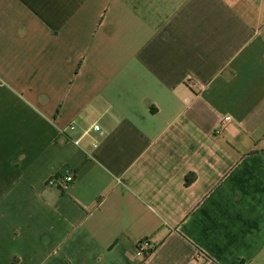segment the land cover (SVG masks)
Returning a JSON list of instances; mask_svg holds the SVG:
<instances>
[{
    "label": "crops",
    "instance_id": "obj_1",
    "mask_svg": "<svg viewBox=\"0 0 264 264\" xmlns=\"http://www.w3.org/2000/svg\"><path fill=\"white\" fill-rule=\"evenodd\" d=\"M191 263L264 264V0H0V264Z\"/></svg>",
    "mask_w": 264,
    "mask_h": 264
},
{
    "label": "built area",
    "instance_id": "obj_2",
    "mask_svg": "<svg viewBox=\"0 0 264 264\" xmlns=\"http://www.w3.org/2000/svg\"><path fill=\"white\" fill-rule=\"evenodd\" d=\"M227 119H228L227 117H223L221 119V123L225 122ZM69 129H71V127H69ZM91 130L96 131L97 127L92 126ZM70 181H71V177L69 175L63 176L60 180V183L58 184L59 188H64L65 185L68 184ZM52 184H53V180L47 181L48 186ZM149 250H150V244L145 239H142L135 244V254L140 257H143V255L147 254Z\"/></svg>",
    "mask_w": 264,
    "mask_h": 264
},
{
    "label": "trees",
    "instance_id": "obj_3",
    "mask_svg": "<svg viewBox=\"0 0 264 264\" xmlns=\"http://www.w3.org/2000/svg\"><path fill=\"white\" fill-rule=\"evenodd\" d=\"M190 179H191V176H190V175L186 176L185 179H184V180H185V183L189 182ZM143 257H144V255H143ZM143 257H142V258H143Z\"/></svg>",
    "mask_w": 264,
    "mask_h": 264
}]
</instances>
